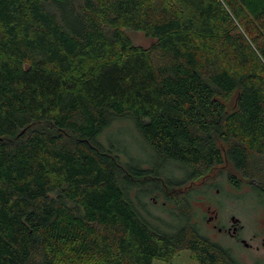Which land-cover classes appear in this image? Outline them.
<instances>
[{
    "label": "trees",
    "instance_id": "obj_1",
    "mask_svg": "<svg viewBox=\"0 0 264 264\" xmlns=\"http://www.w3.org/2000/svg\"><path fill=\"white\" fill-rule=\"evenodd\" d=\"M221 165L264 201V0H0V264H240L176 192Z\"/></svg>",
    "mask_w": 264,
    "mask_h": 264
},
{
    "label": "rangeland",
    "instance_id": "obj_2",
    "mask_svg": "<svg viewBox=\"0 0 264 264\" xmlns=\"http://www.w3.org/2000/svg\"><path fill=\"white\" fill-rule=\"evenodd\" d=\"M127 33L137 46L148 47L152 44V41L143 33L132 31ZM101 142L115 145L124 162L130 161L128 159L130 154L136 163L144 164L153 160L151 154L147 153L145 149L144 138L138 132L134 122L129 118L112 123L102 133ZM152 163H154V168H159L158 161L155 162L153 160ZM164 167L166 173L173 172L170 171L171 167ZM164 167L160 166L159 169L163 170ZM173 169L175 170L174 176L181 178L183 173L179 170L177 171L175 167ZM230 179L237 182L238 187H235ZM205 183L210 187L208 192L200 191L197 196L199 199L193 200L191 203L194 221L201 225L203 231L213 237L215 241L232 249L233 255L240 264H264V246L260 244V249L256 250V246L259 244H257L255 239L256 235L264 236V201L258 200L251 188L243 182L242 177L229 165H221L214 168L206 176V179L201 178L194 183L187 184L176 192L183 193L186 189L193 187L200 189ZM146 200L151 212L157 216L168 218L171 215L169 210H163L165 207L167 209H178V206L159 190L151 193ZM214 214L219 216V224L226 227L231 225L232 217L237 219L242 227L240 238L251 244L252 248H246L243 244L236 243L229 237L221 236L217 231L213 230L207 223V219L214 216ZM154 264L166 263L156 261ZM172 264L198 263L189 252L182 251L174 257Z\"/></svg>",
    "mask_w": 264,
    "mask_h": 264
},
{
    "label": "flooded vegetation",
    "instance_id": "obj_3",
    "mask_svg": "<svg viewBox=\"0 0 264 264\" xmlns=\"http://www.w3.org/2000/svg\"><path fill=\"white\" fill-rule=\"evenodd\" d=\"M211 190V189H210ZM218 193V191H217ZM231 225L226 227L225 225H220L219 223V216L217 214H214V216H211L207 219V223L212 227L213 230L217 231V233L221 236H227L236 243H241L243 244L246 248L251 249L252 245L248 244L245 240L240 238V231H241V226L240 222L237 219H234V217L231 218ZM212 240L213 237L209 236ZM260 237V238H259ZM255 239L257 241L258 246H256V250L260 249V244L261 246H264V236H255ZM215 241V240H214Z\"/></svg>",
    "mask_w": 264,
    "mask_h": 264
},
{
    "label": "water",
    "instance_id": "obj_4",
    "mask_svg": "<svg viewBox=\"0 0 264 264\" xmlns=\"http://www.w3.org/2000/svg\"><path fill=\"white\" fill-rule=\"evenodd\" d=\"M235 219V218H234Z\"/></svg>",
    "mask_w": 264,
    "mask_h": 264
}]
</instances>
